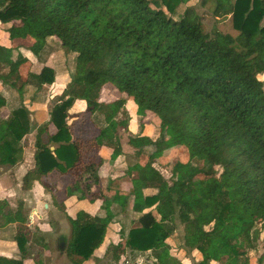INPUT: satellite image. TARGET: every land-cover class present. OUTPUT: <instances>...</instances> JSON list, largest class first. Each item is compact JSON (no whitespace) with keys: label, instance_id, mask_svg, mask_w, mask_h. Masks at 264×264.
I'll use <instances>...</instances> for the list:
<instances>
[{"label":"trees","instance_id":"1","mask_svg":"<svg viewBox=\"0 0 264 264\" xmlns=\"http://www.w3.org/2000/svg\"><path fill=\"white\" fill-rule=\"evenodd\" d=\"M190 1L0 0V23L12 24L11 39L33 40L29 51L39 59L46 40L57 38L75 62L48 121L37 129L35 168L23 177L22 188L30 189L49 170L64 174L78 163L79 142L72 141L68 126L76 101L85 102L90 117L103 116L99 139L112 149V159L121 153L117 127L124 122L117 117L126 116L124 100L99 102L101 89L110 85L134 102L138 115L148 112L160 119L157 140L129 138L137 156L168 143L166 135L177 136L180 148L188 151L184 163L170 167L168 179L151 161L146 176L144 167H134L133 211L141 214L140 227L128 232L125 247L151 251L156 264H180L165 243L178 221L184 245L202 255L196 264H240L241 255L258 247L256 224L264 226V84L259 79L264 73V0H198L214 19L210 32L193 7L177 13ZM225 17L235 35L218 29ZM24 62L12 60L10 50L0 46L5 76L15 75ZM53 82L54 71L47 66L27 78V84L39 87ZM5 104L0 94V113ZM31 129L24 106L0 118V165L15 164L17 146ZM153 182L157 193L142 197L141 189ZM78 189L73 185L67 192ZM20 210L18 205L7 220L23 223ZM111 219V214L98 218L85 212L69 219L66 253L74 264L99 248ZM235 238L241 244L232 242ZM16 242L24 255L26 241L20 235ZM0 264L21 263L0 259ZM242 264H248L247 258Z\"/></svg>","mask_w":264,"mask_h":264},{"label":"crops","instance_id":"2","mask_svg":"<svg viewBox=\"0 0 264 264\" xmlns=\"http://www.w3.org/2000/svg\"><path fill=\"white\" fill-rule=\"evenodd\" d=\"M181 6L185 7L186 4ZM11 25L0 23V46L10 50L12 60L23 59L25 62L15 75L9 77L4 75L8 69H0V94L6 102L0 118L6 119L13 110L24 106L29 113L32 129L21 140L15 164L0 165V259L21 264H74L66 253L71 237L69 219H75L78 212H85L98 218H105L111 214L112 219L106 228L102 244L82 264H156L151 251L137 252L125 247L124 252L120 250L117 253L115 248L120 245L124 249L128 232L140 227L138 219L141 214L133 211L134 180L138 178V171L134 167L136 165L144 167L142 174L146 176L150 173L146 164L151 161L154 170L165 179L169 178L161 167L165 169L163 165L177 153L173 148L161 150L160 147H149L137 156L136 149L128 143L129 138L137 136L157 140L160 136L159 122L148 120L151 113L138 115L137 107L131 99L116 89L113 90L112 86L105 85L101 89L99 102L110 104L123 99V108L128 119L130 120L129 116H136V119L129 121L127 127L124 120V125H121L125 132L123 135L117 130L121 153L112 160V149L100 142L97 136L96 142L90 140L95 160L92 161V154L86 152L84 145L87 143L82 137H85L83 133L88 132L94 124L92 121L78 119L80 111L78 112L77 108L86 105L83 101H76L68 112V126L72 141L79 142L78 163L64 174L49 170L39 181H35L30 189L24 190L22 179L28 171L35 168L37 129L48 121L49 113L65 91L74 68L71 73L63 68L66 57L70 56L64 54L57 38L46 40L43 50L45 54H40L38 59L29 51L33 40L9 37L8 29ZM44 66L54 71V82L40 87L27 84L28 75L38 73ZM263 75L264 73L261 76ZM30 87L33 88L31 94L28 93ZM49 133H55L52 125L49 126ZM168 144L169 142L164 145ZM53 149L54 147H50V150ZM165 156L169 158L163 159ZM179 161L185 162L181 161V158ZM73 185H77L79 189L69 195L68 188ZM80 193H92L96 197L91 200L87 197L80 199L78 198ZM156 193V187L149 183L141 189L140 195L148 197ZM18 205L21 206L20 212L24 222L8 221L7 216L14 213ZM20 235L26 241L24 255L16 242ZM165 243L169 255L180 264H193L202 260L200 252L190 250L184 245V229H176ZM116 257H119V261L115 260ZM209 264L217 263L211 261Z\"/></svg>","mask_w":264,"mask_h":264},{"label":"rangeland","instance_id":"3","mask_svg":"<svg viewBox=\"0 0 264 264\" xmlns=\"http://www.w3.org/2000/svg\"><path fill=\"white\" fill-rule=\"evenodd\" d=\"M185 7H193L199 14H201L202 15V20H203V23H204V26H205V30L207 31V32H210L211 30H212V28L214 27V19L208 14L209 13V11H207V13H206V11H204V9L203 8H201L200 7V5H199V1L198 0H195L193 3H189V4H186V6ZM184 6H180L179 8H178V14H181L182 13V11L184 10V8H185ZM225 22H227V19L225 20ZM221 23V22H220ZM218 29L221 31V32H223V33H225V32H229V33H231V34H233V35H235V33L230 29V24L229 23H224V22H222L221 24H219L218 25ZM54 47H52V49H53ZM42 55H44L45 54V51H43L42 53H41ZM66 56H70V57H66V60H65V65L63 66V68L65 67V70L66 71H68L69 73H71L72 71H73V68H74V65H75V62H74V59H73V57L71 56V55H66ZM264 75L263 76H259V79L260 80H263V83H264ZM112 88V87H111ZM32 89L33 88H29L28 89V93H30L31 94V92H32ZM113 90H115V89H113ZM112 90V91H113ZM114 92V91H113ZM116 92V91H115ZM117 94V93H116ZM52 106V105H51ZM77 110H78V112L80 111V113H79V115L77 116L78 117V119L79 120H83V121H92V123L94 124V126L91 128V129H89L88 130V132L87 131H85L83 134H84V138H87V139H84L83 137H82V140H84V142L85 143H87V145H84V147L86 148V152L88 153V154H92V161H95L94 160V156H93V144L92 145H90V140L91 139H93V142H96L95 141V138L98 136L99 137V134H100V132L98 131V127L100 126H102V128L105 126V124L103 123V116L102 115H97L95 118H93V117H90L89 115H88V113H87V108H86V106H82L81 108L79 107V108H77ZM81 110H83V111H81ZM82 113H84L85 114V116H84V114L83 115H80V114H82ZM73 116V115H72ZM71 116V117H72ZM129 118H130V120H132V119H136V116H133V117H130L129 116ZM117 120L119 121V120H123V122H124V120H125V122H127L126 123V126L125 127H127L128 126V124H129V119H128V116H122V114H119L118 115V117H117ZM148 120H153V121H155V122H159L160 123V119L158 118V117H156L155 115H153V114H149V119ZM138 121H139V119H138ZM133 124V123H132ZM139 124V123H138ZM124 125V124H123ZM160 129V128H159ZM117 130L119 131V133L121 134V135H123L125 132L123 131V128H122V126H118L117 127ZM160 134H161V131H160ZM167 137L165 138V139H169V144L168 145H161L160 146V149L162 150V149H168L169 147H171V148H173L174 149V151L175 152H177L175 155H174V157L172 158V159H170V160H167V162H166V164L165 165H163L164 167H165V169L163 168V167H161V169L162 170H164L165 172H167V174H166V177H169L170 176V167L173 165V164H175L180 158H181V161H186L187 160V158H188V151H187V149L186 148H180V145H179V141H178V139L175 137V136H168V135H166ZM20 143H21V141H20ZM20 143L18 144V146H17V149H18V152H17V154H16V157H17V155H18V153L20 152ZM85 143H83V144H85ZM154 148V147H153ZM15 157V158H16ZM169 157L168 156H165V157H163V159H168ZM111 159H112V157H111ZM116 159V157L115 158H113L112 160H115ZM94 163V162H93ZM7 165V164H6ZM152 186L153 187H156L157 186V183H155V182H153L152 183ZM256 230L259 232V240H258V247L256 248V250H254V251H246L243 255H241L240 257H239V262H240V264H242V262H244V260L247 258V260H248V264H264V260L263 261H260L259 260V258H260V256L262 255V253H263V249H264V226L262 225V224H256ZM184 227L182 226V225H180L179 224V222L178 221H176V228H175V230L176 229H183ZM174 230V231H175ZM240 239V238H239ZM239 239H237V238H235V239H233L232 240V242H235L236 244H237V242H238V244H241V242L239 241ZM119 250H121L122 252H124V250H125V245H124V249H123V247L121 248H119ZM202 256V255H201ZM172 257V256H171ZM177 260V259H176ZM156 261V260H155ZM82 263H84V261H82L81 262V264ZM193 264H196V262H194Z\"/></svg>","mask_w":264,"mask_h":264},{"label":"water","instance_id":"4","mask_svg":"<svg viewBox=\"0 0 264 264\" xmlns=\"http://www.w3.org/2000/svg\"><path fill=\"white\" fill-rule=\"evenodd\" d=\"M226 19H227V17L223 18L220 22H223V21H225Z\"/></svg>","mask_w":264,"mask_h":264},{"label":"built area","instance_id":"5","mask_svg":"<svg viewBox=\"0 0 264 264\" xmlns=\"http://www.w3.org/2000/svg\"><path fill=\"white\" fill-rule=\"evenodd\" d=\"M32 219H31V217H30V221H31Z\"/></svg>","mask_w":264,"mask_h":264}]
</instances>
